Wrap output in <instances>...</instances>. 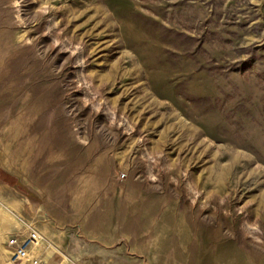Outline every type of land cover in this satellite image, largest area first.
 <instances>
[{
	"label": "rangeland",
	"instance_id": "374dc122",
	"mask_svg": "<svg viewBox=\"0 0 264 264\" xmlns=\"http://www.w3.org/2000/svg\"><path fill=\"white\" fill-rule=\"evenodd\" d=\"M27 221L41 264H264V0H0V264Z\"/></svg>",
	"mask_w": 264,
	"mask_h": 264
},
{
	"label": "built area",
	"instance_id": "2783aa9c",
	"mask_svg": "<svg viewBox=\"0 0 264 264\" xmlns=\"http://www.w3.org/2000/svg\"><path fill=\"white\" fill-rule=\"evenodd\" d=\"M125 174H121L124 177ZM28 230L27 235L12 236L8 239L10 252V260L8 264L28 263L41 264L37 254H33V250L40 245V242L46 241L45 235L36 227L33 222H24ZM20 263V264H21Z\"/></svg>",
	"mask_w": 264,
	"mask_h": 264
},
{
	"label": "crops",
	"instance_id": "0c3cea01",
	"mask_svg": "<svg viewBox=\"0 0 264 264\" xmlns=\"http://www.w3.org/2000/svg\"><path fill=\"white\" fill-rule=\"evenodd\" d=\"M15 187V186H14ZM43 232V231H42ZM47 252V250H44V248H42V254H44V253H46ZM39 256V255H38ZM41 256V255H40ZM44 256H45V254H44ZM22 264H24V262L22 263Z\"/></svg>",
	"mask_w": 264,
	"mask_h": 264
}]
</instances>
